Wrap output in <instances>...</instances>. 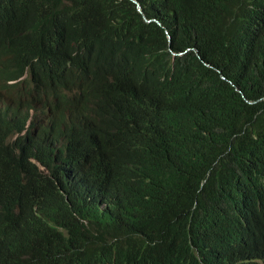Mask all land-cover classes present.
Segmentation results:
<instances>
[{
  "label": "trees",
  "instance_id": "1",
  "mask_svg": "<svg viewBox=\"0 0 264 264\" xmlns=\"http://www.w3.org/2000/svg\"><path fill=\"white\" fill-rule=\"evenodd\" d=\"M0 264H264V0H0Z\"/></svg>",
  "mask_w": 264,
  "mask_h": 264
},
{
  "label": "water",
  "instance_id": "2",
  "mask_svg": "<svg viewBox=\"0 0 264 264\" xmlns=\"http://www.w3.org/2000/svg\"><path fill=\"white\" fill-rule=\"evenodd\" d=\"M136 6H137V8H138V11L140 12V14H142V9H141V6L137 3V2H135V1H132ZM147 21V20H146ZM147 23H151L150 21H147Z\"/></svg>",
  "mask_w": 264,
  "mask_h": 264
},
{
  "label": "bare ground",
  "instance_id": "3",
  "mask_svg": "<svg viewBox=\"0 0 264 264\" xmlns=\"http://www.w3.org/2000/svg\"><path fill=\"white\" fill-rule=\"evenodd\" d=\"M6 93V92H5ZM36 111V110H35Z\"/></svg>",
  "mask_w": 264,
  "mask_h": 264
},
{
  "label": "rangeland",
  "instance_id": "4",
  "mask_svg": "<svg viewBox=\"0 0 264 264\" xmlns=\"http://www.w3.org/2000/svg\"><path fill=\"white\" fill-rule=\"evenodd\" d=\"M140 13V12H139ZM151 22V21H150Z\"/></svg>",
  "mask_w": 264,
  "mask_h": 264
}]
</instances>
